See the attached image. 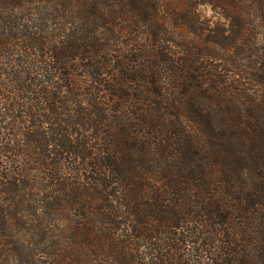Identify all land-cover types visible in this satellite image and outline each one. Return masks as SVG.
Listing matches in <instances>:
<instances>
[{
  "label": "trees",
  "instance_id": "obj_1",
  "mask_svg": "<svg viewBox=\"0 0 264 264\" xmlns=\"http://www.w3.org/2000/svg\"><path fill=\"white\" fill-rule=\"evenodd\" d=\"M0 264H264V0H0Z\"/></svg>",
  "mask_w": 264,
  "mask_h": 264
},
{
  "label": "rangeland",
  "instance_id": "obj_2",
  "mask_svg": "<svg viewBox=\"0 0 264 264\" xmlns=\"http://www.w3.org/2000/svg\"><path fill=\"white\" fill-rule=\"evenodd\" d=\"M199 11L200 14L203 15L204 17L211 18L212 20L222 22L223 24H227L228 22L226 19L223 17L222 13L220 10H214L210 6H199Z\"/></svg>",
  "mask_w": 264,
  "mask_h": 264
}]
</instances>
